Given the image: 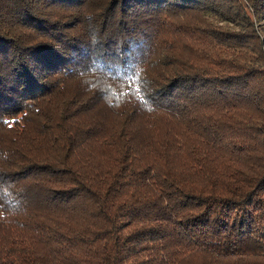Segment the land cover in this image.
<instances>
[{
    "label": "trees",
    "instance_id": "trees-1",
    "mask_svg": "<svg viewBox=\"0 0 264 264\" xmlns=\"http://www.w3.org/2000/svg\"><path fill=\"white\" fill-rule=\"evenodd\" d=\"M264 0H0V264H264Z\"/></svg>",
    "mask_w": 264,
    "mask_h": 264
},
{
    "label": "rangeland",
    "instance_id": "rangeland-1",
    "mask_svg": "<svg viewBox=\"0 0 264 264\" xmlns=\"http://www.w3.org/2000/svg\"><path fill=\"white\" fill-rule=\"evenodd\" d=\"M264 24V22L262 23V25Z\"/></svg>",
    "mask_w": 264,
    "mask_h": 264
}]
</instances>
